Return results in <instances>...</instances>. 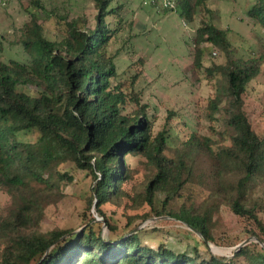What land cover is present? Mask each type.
I'll return each instance as SVG.
<instances>
[{
  "label": "trees",
  "instance_id": "1",
  "mask_svg": "<svg viewBox=\"0 0 264 264\" xmlns=\"http://www.w3.org/2000/svg\"><path fill=\"white\" fill-rule=\"evenodd\" d=\"M172 1L173 7L161 8L178 11L187 23L202 10L213 12L211 0ZM147 3L159 6V0ZM32 4L44 17L31 11L25 24L20 45L27 58L0 59V190L10 196L0 209V264H264V110L253 117L247 106L250 83L263 72L264 44L258 57H234L228 30L201 19L190 41L197 48L196 65L206 44L226 54L225 64L207 70L221 74L209 108L212 119L217 112L224 117L226 137L218 142L195 131L172 147L167 129L153 134L147 105L135 90L145 60L119 72L121 49L111 50L117 40L124 47L136 36L123 16L125 2L93 0V26L85 14L57 15L41 0ZM247 14L264 30V0H255ZM53 16L63 31L60 39L45 34L44 24ZM29 132L37 135L34 141L20 139ZM130 155L145 159L150 171L134 197L125 190L134 177ZM68 163L89 171L93 180L84 228L44 230L48 208L65 196L62 182L74 180L62 169ZM194 171L219 190L204 197L190 181ZM131 198L149 206L142 219L174 218L205 242L216 241L215 227L227 208L245 222L246 239L230 258L176 251L166 243L153 247L134 225L138 217L118 232L103 209ZM92 208L101 220L90 215Z\"/></svg>",
  "mask_w": 264,
  "mask_h": 264
},
{
  "label": "rangeland",
  "instance_id": "2",
  "mask_svg": "<svg viewBox=\"0 0 264 264\" xmlns=\"http://www.w3.org/2000/svg\"><path fill=\"white\" fill-rule=\"evenodd\" d=\"M46 10L53 14L71 15L85 14L89 24L94 25L93 0H41ZM125 2L123 16L132 22L136 33L132 42L121 45L122 39L112 45L115 52L121 49L117 58L119 72L128 64L135 63L139 58L145 60L143 75L137 82L135 90L141 93L142 104L147 105V115L153 122V134L167 129L170 146H180L193 132L212 136L218 142H224L226 134L221 133L225 125L224 117L217 112L211 116L210 98L216 92L217 80L221 74L216 72L208 75V69L217 68L226 62V54L210 44L204 45L201 65H196V51L190 45L201 19L215 20L216 23L229 32L232 46L237 58L250 59L258 57L264 44V30L251 19L247 11L255 0H211L209 7L213 12L202 10L196 15L195 21L187 23L178 11H165L159 6H150L145 1L121 0ZM36 10L32 0H9L5 6H0V59L25 60L27 53L20 45V39L25 30V24L30 21V12ZM44 17V13L37 12ZM56 16L45 22V34L51 39H60L61 26L56 23ZM40 23L42 20L39 21ZM127 37V33L124 35ZM199 51V50H198ZM200 52V53H201ZM214 71V70H212ZM31 94H37V89L26 87ZM247 106L253 117H259L264 110V64L263 72L249 86ZM131 108V107H130ZM139 107L132 106L136 110ZM264 120V114H263ZM36 134L25 133L20 139L34 141ZM128 161L134 171V177L126 183L125 190L134 197L143 188L149 169L145 159L140 156H129ZM144 161V162H143ZM62 169L74 176L72 182H62L64 198L47 210L43 222L44 230L61 228H84L83 223L92 186V176L87 170H79L71 163ZM190 181L201 188L203 196L219 190V186L205 174L194 171ZM10 196L0 190V209L8 204ZM126 203L132 206H125ZM111 223L122 232L130 218L135 216L134 225H140L143 241L153 247L166 243L176 251H197L203 257L211 255L230 258L240 243L246 239L245 222L227 208L222 210V220L215 227V242H205L202 237L185 223L168 216L142 219L149 211L147 204L140 205L132 198L126 202L107 203L103 206ZM89 216V214H87ZM90 215L96 216L95 208ZM142 216V217H141ZM264 221V214H261ZM103 233L109 236V229L103 223ZM119 234V233H117Z\"/></svg>",
  "mask_w": 264,
  "mask_h": 264
},
{
  "label": "built area",
  "instance_id": "3",
  "mask_svg": "<svg viewBox=\"0 0 264 264\" xmlns=\"http://www.w3.org/2000/svg\"><path fill=\"white\" fill-rule=\"evenodd\" d=\"M9 0H0V6H5L8 4ZM153 2H155V0H152ZM162 6L164 7H173L174 6V2L172 0H162Z\"/></svg>",
  "mask_w": 264,
  "mask_h": 264
},
{
  "label": "water",
  "instance_id": "4",
  "mask_svg": "<svg viewBox=\"0 0 264 264\" xmlns=\"http://www.w3.org/2000/svg\"><path fill=\"white\" fill-rule=\"evenodd\" d=\"M250 240H246L244 243H247V242H249Z\"/></svg>",
  "mask_w": 264,
  "mask_h": 264
}]
</instances>
